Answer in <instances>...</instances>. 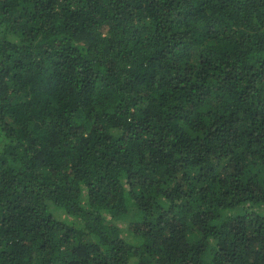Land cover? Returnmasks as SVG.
Here are the masks:
<instances>
[{"label": "trees", "instance_id": "1", "mask_svg": "<svg viewBox=\"0 0 264 264\" xmlns=\"http://www.w3.org/2000/svg\"><path fill=\"white\" fill-rule=\"evenodd\" d=\"M0 136V264H264V0H0Z\"/></svg>", "mask_w": 264, "mask_h": 264}, {"label": "rangeland", "instance_id": "2", "mask_svg": "<svg viewBox=\"0 0 264 264\" xmlns=\"http://www.w3.org/2000/svg\"><path fill=\"white\" fill-rule=\"evenodd\" d=\"M3 139L5 140V138L3 136H0V149H2L4 143H3ZM133 241H138L136 238H132Z\"/></svg>", "mask_w": 264, "mask_h": 264}]
</instances>
